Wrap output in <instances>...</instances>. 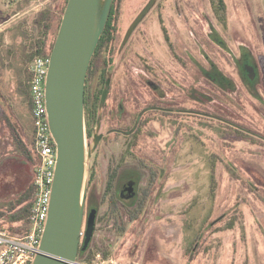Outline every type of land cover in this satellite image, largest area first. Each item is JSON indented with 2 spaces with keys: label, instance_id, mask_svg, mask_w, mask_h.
<instances>
[{
  "label": "rangeland",
  "instance_id": "rangeland-1",
  "mask_svg": "<svg viewBox=\"0 0 264 264\" xmlns=\"http://www.w3.org/2000/svg\"><path fill=\"white\" fill-rule=\"evenodd\" d=\"M147 1L124 0L122 25ZM225 2L222 18L213 0H159L146 20L153 43L145 51V60L153 66L147 64L146 70L154 69L157 76L161 72L166 79L171 73L181 104L190 100L186 92L191 85L197 92L208 90V98L191 104L210 117L203 122L193 116L177 133L159 191L139 218L98 225L94 243L110 251L108 257L103 255L112 260L108 264H264V0ZM64 3L0 0V179L19 166L3 113L31 143L33 119L23 89L32 62H27L29 44L32 36L40 35L41 12L52 9L58 21ZM162 27L176 44L178 58L169 51ZM215 31L219 43L213 40ZM242 48L251 52L258 69L254 93L236 67ZM202 53L235 81L236 89L224 94L203 76L201 67L189 59L192 55L207 67ZM159 130V125L153 126L149 145L161 147L172 137L173 128L162 134ZM10 186L3 184L6 191ZM7 193L0 200L4 230L13 226L2 217L4 204L18 196Z\"/></svg>",
  "mask_w": 264,
  "mask_h": 264
},
{
  "label": "flooded vegetation",
  "instance_id": "flooded-vegetation-1",
  "mask_svg": "<svg viewBox=\"0 0 264 264\" xmlns=\"http://www.w3.org/2000/svg\"><path fill=\"white\" fill-rule=\"evenodd\" d=\"M149 1L122 25L124 0H114L107 27L88 69L85 95L88 143H92L94 139L105 91L107 98L101 115V138L89 164L83 232L86 231L92 214L95 218V231L102 223L103 214L112 219H127L136 214L159 191V183L166 175L165 165L168 161L165 159H169L168 151L171 157V152L176 149L177 133L194 117L201 118L203 122L210 117L203 108L195 110L191 104V101L201 103L208 98V90L204 89L206 93L197 92L191 85L186 92L190 100L181 104L176 95L178 84L172 79L171 73L170 79H166L161 72H157V76L152 73L154 69L146 70L147 64L149 68L150 65L153 66L152 61L145 60L147 44L153 45L146 20L159 0L131 31L130 29ZM212 34L214 41L219 40L218 32ZM162 36L169 51L178 58L177 46L171 42L166 27H162ZM202 55L209 66L199 63L192 55H189V59L201 67L203 76L224 94L236 89L235 81L219 69L208 55ZM236 67L242 82L254 93L258 69L250 51L241 49L236 57ZM28 105L32 116L29 99ZM155 125H159L161 134L168 129L172 131L173 128L172 137L160 143L161 147L149 145L150 136H154L152 128ZM102 157L107 158L105 163H101ZM104 207L106 211L103 212ZM84 238L83 235L82 242Z\"/></svg>",
  "mask_w": 264,
  "mask_h": 264
},
{
  "label": "water",
  "instance_id": "water-1",
  "mask_svg": "<svg viewBox=\"0 0 264 264\" xmlns=\"http://www.w3.org/2000/svg\"><path fill=\"white\" fill-rule=\"evenodd\" d=\"M157 0H150L130 31ZM114 0H68L55 39L46 80V106L57 148V165L40 251L31 264H75L95 231V218L83 232L89 164L100 141V117L92 143L86 125V80L91 59L107 27ZM85 236L83 242L82 238Z\"/></svg>",
  "mask_w": 264,
  "mask_h": 264
},
{
  "label": "built area",
  "instance_id": "built-area-1",
  "mask_svg": "<svg viewBox=\"0 0 264 264\" xmlns=\"http://www.w3.org/2000/svg\"><path fill=\"white\" fill-rule=\"evenodd\" d=\"M42 1V0H32ZM50 56H37L29 65V87L32 103L33 139L37 163L34 169L35 199L30 226L24 235L0 229V264H31L40 251V241L51 202L57 165V148L52 136L46 106V80ZM111 259L98 253L91 261L75 264H108Z\"/></svg>",
  "mask_w": 264,
  "mask_h": 264
},
{
  "label": "trees",
  "instance_id": "trees-1",
  "mask_svg": "<svg viewBox=\"0 0 264 264\" xmlns=\"http://www.w3.org/2000/svg\"><path fill=\"white\" fill-rule=\"evenodd\" d=\"M68 0H65V3L62 7V14L66 8ZM215 7L218 12L222 13V18L226 15V2L225 0H214ZM62 19V15L59 17L57 21L56 16L54 15L52 9H46L41 12V17L39 22L40 35L32 36V41L29 44L30 54L27 62H31L35 57L45 55L50 56L56 36L57 31L55 32V26L57 24V29L60 27V22ZM105 32V31H104ZM103 36V35H102ZM101 36V37H102ZM24 92L27 94V97L31 103V95H30V87L28 80L25 82L23 86ZM87 102L85 103V106ZM4 118L8 122V125L12 131V135L14 137L15 145L17 148V156L19 166L16 169L17 177L19 178V192L16 199L8 202V204H4L7 211L2 213V217H6V220L12 223L13 226L7 230L15 235H24L28 232L30 226V214L31 208L35 199V186L33 182L34 178V169L37 163V156L34 150V139L32 138L31 143H27L24 140V137L20 135L17 131L16 126L11 122L10 118L3 113ZM21 168V169H20ZM24 170H23V169ZM144 204L140 207L139 211L136 214H132L128 216L126 221H131L140 217L143 212ZM104 217L101 218V222L109 223L113 222V224H123L125 219L123 217H106V214H103ZM114 220V221H113ZM0 229H4L1 227ZM96 246L97 250H94L93 247ZM102 252L105 257L109 256L110 251L102 249L97 244L94 243V238H92L88 247L83 250L80 249L78 254V260H87L91 261L96 253ZM192 259H190L191 261Z\"/></svg>",
  "mask_w": 264,
  "mask_h": 264
},
{
  "label": "crops",
  "instance_id": "crops-1",
  "mask_svg": "<svg viewBox=\"0 0 264 264\" xmlns=\"http://www.w3.org/2000/svg\"><path fill=\"white\" fill-rule=\"evenodd\" d=\"M29 81V75H28V79ZM10 177L9 179H6L5 181H3L4 178H8ZM19 178L17 177V174H16V169L14 170H10V172L6 175V176H2V178L0 179V200L2 199H5L6 196H7V192H9V194H18L19 192V182H18ZM5 183V185L7 183L11 184L12 186L9 187L8 190L10 191H6L3 187V184ZM2 203H0L1 205Z\"/></svg>",
  "mask_w": 264,
  "mask_h": 264
}]
</instances>
